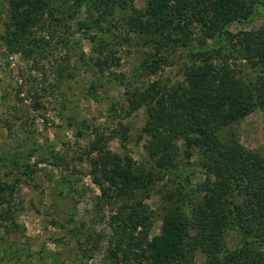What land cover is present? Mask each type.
I'll list each match as a JSON object with an SVG mask.
<instances>
[{
    "label": "trees",
    "instance_id": "16d2710c",
    "mask_svg": "<svg viewBox=\"0 0 264 264\" xmlns=\"http://www.w3.org/2000/svg\"><path fill=\"white\" fill-rule=\"evenodd\" d=\"M65 7L63 0H0V43L39 69L48 55L46 46L74 21L92 43L97 65L110 69L120 62L113 27L124 22L156 47L135 73H157L180 49L192 57L185 81L175 88L153 83L137 93L139 98L127 90L132 109L145 105L148 112L143 164L112 152L97 137L89 142L87 173L100 189L99 202L111 207L112 254L124 264H193L198 252L206 256V264H264V150L221 134L255 110L264 119V23L232 30L257 19L264 0H145L142 9L134 0H73L72 7ZM84 57L81 50L79 58ZM65 77L61 70L57 87ZM91 89L88 95L96 98ZM63 96L64 109H69ZM35 106L43 104L36 100ZM76 118L64 115L71 125ZM31 135L0 150L1 205L17 191L22 177L33 176L41 164L53 159L63 167L62 153ZM188 165L200 169L204 181L183 177ZM10 173L13 180L6 178ZM164 179L178 188L169 191L156 214L146 199ZM55 187L63 201L75 195L68 175ZM10 210L4 219L11 217ZM154 217L162 225L151 235ZM12 254L22 256L19 250Z\"/></svg>",
    "mask_w": 264,
    "mask_h": 264
},
{
    "label": "rangeland",
    "instance_id": "374dc122",
    "mask_svg": "<svg viewBox=\"0 0 264 264\" xmlns=\"http://www.w3.org/2000/svg\"><path fill=\"white\" fill-rule=\"evenodd\" d=\"M63 4L65 8L72 7L73 0H63ZM134 4L142 9L145 0H134ZM263 23L264 9L253 22L235 24L232 30L256 29ZM69 24V30L64 28L46 46L48 55L42 59L39 69L33 67L32 60L9 53L0 43V150L8 149L31 133L46 148L62 153L64 158L62 168L55 166L51 159V163L41 164L33 176L22 177L17 191L0 204V264H57L56 259L65 264H124L111 251L114 248L109 223L111 207L99 202L100 189L87 173L89 142L97 137L112 152L129 154L143 164L148 155L149 136L143 131L148 112L145 105L133 110L130 97L139 98L137 93L153 83L175 88L185 81L186 68L192 61L191 55L180 49L157 73H135L156 47L148 43L146 36L119 22L113 28L119 42L120 62L110 69H101L86 34L77 30L74 21ZM2 27L0 16V31ZM81 50L85 52L83 59L79 58ZM61 70L66 77L57 87ZM89 89L96 98L88 95ZM128 89L135 95L130 96ZM63 93L69 109H64ZM36 100L43 107L37 108ZM65 114L77 117L72 125L64 119ZM221 134L237 139L250 149L264 150V119L259 110ZM182 159L179 162L184 163L186 159ZM10 174L6 178L13 180L14 173ZM63 174L76 187L74 197L64 201L55 194L56 182L63 180ZM182 176H190L193 183L205 179L204 173L192 166ZM165 180L146 199L149 209L156 214L165 206L169 191L178 188V183L165 184ZM10 208L11 217L4 219V213ZM161 225L159 217H154L150 234L158 233ZM229 240L234 244L235 235L231 234ZM13 250L21 251V258L12 254ZM28 253L36 254L28 257ZM193 264H206V256L198 252Z\"/></svg>",
    "mask_w": 264,
    "mask_h": 264
}]
</instances>
